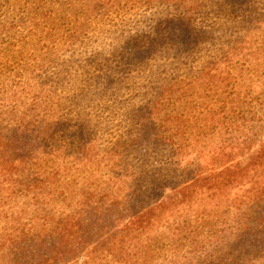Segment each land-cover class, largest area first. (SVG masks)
Returning <instances> with one entry per match:
<instances>
[{"label": "trees", "instance_id": "obj_1", "mask_svg": "<svg viewBox=\"0 0 264 264\" xmlns=\"http://www.w3.org/2000/svg\"><path fill=\"white\" fill-rule=\"evenodd\" d=\"M36 1L76 23L37 89L0 57V264H264V23L88 55L101 2Z\"/></svg>", "mask_w": 264, "mask_h": 264}, {"label": "rangeland", "instance_id": "obj_2", "mask_svg": "<svg viewBox=\"0 0 264 264\" xmlns=\"http://www.w3.org/2000/svg\"><path fill=\"white\" fill-rule=\"evenodd\" d=\"M99 1L101 2L99 6L91 7L95 2H88L83 7L85 9L89 6L87 11L89 19H85V22L91 23V26L85 29V39L88 44L78 45L81 48L80 54H83V47L90 55L93 50L104 48V45L111 40L126 41L125 37H135L140 41L150 40L155 35L160 37V34L153 32L157 27H161L162 31H171L176 27L201 31L202 37L207 40L206 42L201 40L202 42L196 47H202L217 36L216 33L213 37L212 35L207 37V29L217 28L219 36L220 32L225 34L231 29L240 31L242 35L239 29L242 23H264V0ZM38 4L36 0H0V57H8L9 68L19 69V73L25 79V85L29 84L32 88L35 87V80L39 81L35 76L38 73L39 58L48 52L44 49L46 43L41 39L43 32H46L45 37L49 38L50 31L55 32V35L65 33L70 29L68 27H73L76 23L71 17L66 19L60 15L49 17L40 10ZM186 7L191 11H187ZM77 19L82 20L79 13ZM173 21L177 22L171 23ZM106 31L112 32L114 37L112 35L109 37V34L104 33ZM173 35L175 37L172 40L177 39L176 35ZM231 38L233 41V37L229 35V40ZM223 227L225 229V226ZM220 229V225H215L211 231L205 232L209 236L212 232V236L215 234L219 237ZM202 230L204 231L203 228Z\"/></svg>", "mask_w": 264, "mask_h": 264}]
</instances>
